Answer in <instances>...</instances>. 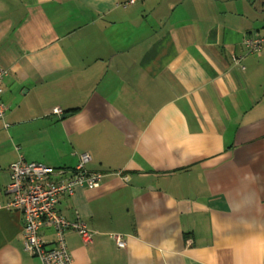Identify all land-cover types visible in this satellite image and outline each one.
<instances>
[{
  "label": "crops",
  "instance_id": "obj_1",
  "mask_svg": "<svg viewBox=\"0 0 264 264\" xmlns=\"http://www.w3.org/2000/svg\"><path fill=\"white\" fill-rule=\"evenodd\" d=\"M126 1L0 0V264H38L11 165L84 154L105 177L58 204L94 233L67 234L73 264H264V53L243 45L264 0Z\"/></svg>",
  "mask_w": 264,
  "mask_h": 264
},
{
  "label": "built area",
  "instance_id": "obj_2",
  "mask_svg": "<svg viewBox=\"0 0 264 264\" xmlns=\"http://www.w3.org/2000/svg\"><path fill=\"white\" fill-rule=\"evenodd\" d=\"M138 0H128L122 5L126 8ZM244 49L248 54L264 53V35L247 36ZM239 63L241 56L234 55ZM8 70L0 66V120H5L9 110L3 101L5 93L3 81ZM60 116L61 111L54 110ZM8 127V124H5ZM91 161L88 154L80 158V163L74 169L54 168L37 162L26 161L20 157L10 167V183L5 192L9 196L6 208L22 215L24 219L23 238L24 250L37 259L38 264H73L69 253L66 236L76 233L86 244L93 241V231L84 221L70 222L58 211V204L64 196H71L78 188L96 189L105 175L102 172H90L85 168ZM43 229H53L55 242L49 248L42 237ZM118 248L125 249L127 241L120 234H109Z\"/></svg>",
  "mask_w": 264,
  "mask_h": 264
},
{
  "label": "trees",
  "instance_id": "obj_3",
  "mask_svg": "<svg viewBox=\"0 0 264 264\" xmlns=\"http://www.w3.org/2000/svg\"><path fill=\"white\" fill-rule=\"evenodd\" d=\"M138 1H139V0H138ZM138 1H137V2H138ZM137 2H136V3H137ZM136 3H135V4H136ZM133 5H134V4H133ZM247 36H248V35H247ZM247 36H246V37H247ZM250 36H252V35H250ZM243 44H244V42H243ZM70 111H71V112H76L77 110H70ZM69 253H70V252H69Z\"/></svg>",
  "mask_w": 264,
  "mask_h": 264
}]
</instances>
